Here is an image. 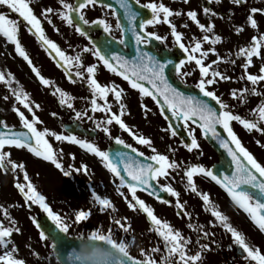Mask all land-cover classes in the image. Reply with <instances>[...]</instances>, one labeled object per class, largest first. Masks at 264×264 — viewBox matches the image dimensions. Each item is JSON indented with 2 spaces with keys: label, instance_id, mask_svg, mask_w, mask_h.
Listing matches in <instances>:
<instances>
[{
  "label": "snow or ice",
  "instance_id": "obj_1",
  "mask_svg": "<svg viewBox=\"0 0 264 264\" xmlns=\"http://www.w3.org/2000/svg\"><path fill=\"white\" fill-rule=\"evenodd\" d=\"M187 2V0H185ZM218 3L219 0H216ZM233 3L239 5L242 0H232ZM61 10L58 11V16L63 20L69 27L75 24V31L82 36L86 35L84 29L80 27L79 24L75 22L79 20L84 25H89V21L85 19L82 9L87 5H95L97 0H76L75 3H68L67 0H59ZM119 11L123 15V20L127 22L126 28L122 26L120 20H117L116 27L121 30V40L123 43L124 32L130 31L137 44V51L135 57L131 60L125 58L121 55L113 54L111 59L106 55L102 54L101 49L93 44L92 49L84 48L83 52L92 51L94 57H96L100 62L103 63L104 67L120 76L123 80L127 81L128 85L139 92L141 99L145 96H150L160 109V114L165 117V119L177 120L183 124L184 130L187 132L188 137L191 142L189 144H183L187 151L192 152L194 149L199 147L197 140L194 135V129H190L189 125L193 124L200 129V132L205 137H210L215 140L219 146L227 152V155L231 159L232 173L231 175L214 174L212 169H207L200 165L188 166L184 171V177L187 181V188L192 192L200 195L206 210L211 212V215L219 221L224 229L231 233L233 241L247 254V258L255 261V264H264V255H261L258 249H253L250 247L245 238L233 229L227 223V217L223 216L219 211H216L213 206H211L208 194H200L197 192V188L194 184L193 177L196 174H202L209 177L212 181L218 184L227 195L230 197L232 202L242 209L245 213L249 215L252 222L259 228L261 232H264V166L257 162L254 156L242 146L237 135L234 133L230 122H238L247 131H257L264 133V127H260L264 124V102H262L257 108L252 110L255 119L242 118L238 114L232 113L228 110V105L224 103L213 91L207 90V86L219 80L230 79L226 75L222 74L218 70H211L212 64H219L220 62L234 63L233 60L225 61L223 57H220L216 53L215 47H210L207 51L202 49V43H208L210 45H215L222 42V37L220 35H209L213 33L214 24L209 22L207 25L202 24L197 19V13L195 11H188L186 13L187 17L196 24V26L201 30L204 35L200 39L192 38L190 45L186 46L182 43V34L176 30L174 24L171 23L169 17L176 15L179 16L181 13H173L168 7L160 3H148L145 5H140V7L149 9L151 12L150 19H143L139 21L137 30V19L140 12L136 5H139V0H115ZM0 5L7 6L11 12H15L23 19V21L28 25V31L33 34L37 42L40 43L41 47L44 48L49 55L55 53L54 59L58 67L63 68L65 75L69 78L71 82L72 77L75 76L76 79H81L84 73H87V85L91 92V111L92 112H104L107 113V119L103 121H96V127L100 128L106 135L109 133L108 125L115 122L116 125L120 127L123 131L127 132L132 138L141 145L151 146V140L147 139L141 135L135 134L121 119L124 114L125 105L121 102L123 89L119 85L112 84L111 86L101 85L95 78L96 65L92 64L83 68V72L80 70L82 65V58L79 53L75 56H68L63 52L58 45L50 40L44 33L41 27V21L33 13L27 0H0ZM104 7L110 8L111 5H103ZM55 10L52 8H44L41 15L46 19L50 13ZM206 15H216L211 9L205 7L203 9ZM261 13L264 15V9L251 8L250 14L247 16L246 21L248 26L253 29L258 27L257 21L254 18L255 13ZM114 16L117 15V11L113 10ZM163 15V23L167 24L171 29V35L174 38V44L182 50L185 54V59L179 60V62L174 63L164 57H158L149 51H143L140 45H147L150 41L156 40L163 42L164 38L157 35L154 32H146V25H152L154 23H160V15ZM48 22L51 24L52 21L49 19ZM94 25L101 26L104 32L110 31V25H108L105 20L99 19L91 22ZM236 33L239 34L243 31V28L237 27L235 29ZM18 24L17 21L9 19L5 14L0 13V35L4 36L6 40L13 45H15V51L17 55L22 57L31 68L32 72L36 75L39 82L44 86H49L51 81L43 77L38 69L32 64L26 51L22 48L19 40L17 38ZM261 48H264V34L259 36H253L251 38V43L247 47H240L235 53L237 57H242L244 63L242 67L244 68V76L241 79L246 78L253 86L257 85L260 81H264V64L259 68V75H253L248 73L247 69L252 65V58L255 56L259 58L261 56ZM199 54L198 56L196 54ZM209 53L216 55V60L212 61V64L205 65L204 59ZM194 62L196 68L199 70L200 80L197 82L195 87L199 90L202 97L209 98L215 101L216 105L219 106L217 109L213 107L204 99H200L193 95H185L174 87L165 75L166 70L169 65H173V70L175 71L178 78L183 81V77L191 75V72L182 71V66L186 63ZM75 67L76 71L71 72V67ZM14 81V77L11 73L5 76L4 73H0V83H4L9 87V91L14 96L15 100L22 105L29 112H32V106L28 102L27 93L23 92L18 86L12 88L11 85ZM147 85V86H146ZM112 94L114 100L119 105L121 111L120 114L112 112V107L108 103L107 98L109 94ZM54 95H59V104L61 106L66 105L68 108H72L73 105L70 102L72 97H70L66 92L62 91L60 88H56ZM259 95L256 88L252 89L244 88L240 90H232L231 96L233 99H239L241 103H245V96ZM8 99L7 96L4 97ZM103 101V104L97 101ZM38 108L39 105H36ZM141 107L148 111L146 105L141 104ZM165 110L171 113V117L165 115ZM12 111L16 113L19 117L21 125L26 132H19L9 128L4 121L0 120V150L4 149L5 146H12L15 148H26L29 152L35 156L42 157L45 160H50L57 168H61V165L57 162L54 157L51 146L45 139L46 135H53L58 141H68L70 143L78 144L81 148L86 149L88 152L95 154L99 157L104 167L117 179H119V184L117 185V191L120 188L127 187L128 192L132 196V200L135 204L129 202V209H134L136 206L147 215V218L152 225L155 226V231L164 241V255L161 256L159 264H173L172 258L174 256L179 257L178 264H197L200 260L201 252H197L194 255H186L185 246L188 241L185 240L179 231L172 229V227L158 219L153 210L148 207L145 202L138 199L136 196L137 190L148 191L149 194H153L155 191L153 187V182H158L159 178H167L169 176V170H176L180 168V164L175 160H169V157L156 152L155 148H152V152L155 153L149 157H145L148 162H142L136 157H143L144 153L137 151L135 147L130 144H126L119 137L115 138V143L121 145L125 149H129L130 155L126 151H117L114 156L108 152L99 150L93 143L87 142L84 139H79L77 136L69 133L67 135H57L54 132H49L47 129L44 131H39L35 127L39 123L37 117L33 115L32 120L26 119L23 112H21L17 107L13 106ZM55 115V113H53ZM81 113L76 112L75 116L77 119L81 118ZM91 119V117H89ZM219 128L223 129V133L226 136H222L217 130ZM171 136H176V131L173 130L172 125H169L167 129ZM234 146V147H233ZM169 151H174L169 148ZM8 152L0 151V170L8 171V165L11 166L13 172L17 168L21 172L24 171L23 164H16L15 162L8 159ZM85 167V166H82ZM66 176L70 173L65 172ZM24 181L26 183H16L14 186L20 191L24 196L26 202H31L32 204H38L39 207L47 214L48 218L54 223L55 229L59 233L67 234L68 226L62 221V218L54 214L45 202V197L40 194L33 184L29 181L27 174H24ZM156 187L159 191L168 193L172 197H179V193L176 192L170 185H159L157 183ZM25 189H27L25 191ZM123 195V193H120ZM94 201L100 206L103 211L106 208H111L112 205L107 198H101L95 192H93ZM167 203V201H163ZM176 207L178 209H183V205L180 204L177 199ZM185 215H188L186 212ZM7 216V214L5 213ZM89 213L83 210L77 211L75 213V221L80 222L88 217ZM11 220L10 217H7ZM14 225V221H11ZM35 222V221H34ZM115 223L121 226L124 231L128 229L121 224L120 220H116ZM37 227H40L37 225ZM189 227H193L189 224ZM13 231L19 232L18 228L14 227H3L0 225V249H6L10 237ZM207 236V233H204ZM41 240L50 239L51 247L54 249L56 247L66 248V245L62 242H58L55 235H50L46 231L41 230L40 232ZM89 239H95L98 241H103L112 245H116L112 237L111 231L109 234L105 235L97 230L91 231L88 235ZM126 243L124 240L119 241V247L123 252L126 248ZM202 250L207 248V245L201 246ZM17 249L15 246L10 251H4L0 254V264H24L21 259L13 258V253ZM152 252L158 251L157 249H152ZM143 254V253H142ZM123 264H156V261L150 257H146L143 261L135 260L133 257L124 254Z\"/></svg>",
  "mask_w": 264,
  "mask_h": 264
},
{
  "label": "rangeland",
  "instance_id": "obj_2",
  "mask_svg": "<svg viewBox=\"0 0 264 264\" xmlns=\"http://www.w3.org/2000/svg\"><path fill=\"white\" fill-rule=\"evenodd\" d=\"M139 2L143 5L148 3H162L173 13H181L179 16L173 15L169 17V20L175 25L176 30L182 34V43H184L186 46L190 45L193 37L200 39L204 35V33L201 32L196 24L187 17L186 13L188 11H195L197 13V19L200 23L207 25L209 22H211L214 24L213 33H209V35H220L223 38L222 42L215 45L202 43V49L207 51L210 47H215L217 55L223 57L225 61L233 60L235 62H220L219 64H212V61L216 60L217 56L209 53L204 59L205 65L212 64L210 71L218 70L230 79H217V82L207 86V90L213 91L224 103L228 105V110H230L232 113L238 114L242 118L255 119V116L252 114V110L264 102V81H260L257 85L253 86L247 81L246 78L241 79L245 72L244 68L242 67L244 59L235 55L240 47H247L251 43V38L253 36L264 34V15L261 13L257 12L254 14V18L256 19L258 25L256 29L251 28L247 24L246 18L250 14L252 0H242L239 5L233 3L232 0H219L218 3L216 0H187V2H185V0H139ZM68 3L73 2L72 0H69ZM49 7L55 11L50 13L46 19L40 14V10L42 12L44 8ZM205 7L211 9L212 12L216 13V15H206L203 11ZM6 9L10 13V17H6L14 20L13 12H11L7 6L0 5V12H5ZM60 10L61 6L59 0H50L45 5L43 2L36 4L37 16L39 19L44 17L45 21H41H43V23L46 25L47 33L50 37L49 39L54 41L58 47L68 56H75L77 53H79L82 58L83 67L80 69L82 72L83 68L95 64V78L101 85L111 86L112 84H115L119 85V87L123 89L121 102L125 105V108L121 119L135 134L150 139L152 143L151 146L138 144L132 138V136L120 129V127L116 125L115 122H113L111 125H108L111 138L114 139L119 137L126 144H130L139 148L147 157L155 154L151 150L152 148H155L157 153L168 156L169 160L177 161V163L180 164V168L176 169L174 173H170L169 170L170 174L168 177H173L172 179L175 181L177 180L176 182L178 184L184 186L187 185L186 178L184 177V171L188 166L200 165L208 169L209 166L215 162L216 157L211 149L207 146L198 130L192 125H189L190 129H194V135L197 143L199 144L197 149L189 152L176 137L171 136L170 132L167 130L168 126L161 117L157 106L148 96H145L143 99H141L138 91L132 89L126 81L121 79V77L117 76L113 72L108 71L104 67L103 63L93 56L92 51H82L84 48L92 49V47L83 38L77 36L72 27H69L63 20L59 18L57 13ZM49 19L52 21L51 24L48 22ZM96 19L105 20V22L110 25V31L107 33L111 36H114L116 39L120 38L119 30L116 27L115 20L110 13L101 10L99 15H87V20L90 23ZM160 19V23L146 25L145 31L154 32L157 35L163 37V42H159L164 47L171 50L174 47H177L174 44V38L171 35V29L167 24L163 23L162 14L160 15ZM62 27L65 29H62ZM237 27L243 28V31H241L239 34H237L235 31ZM57 31L62 32L63 35H57ZM17 38L22 48L26 51L27 55L32 61V64L38 69L43 77L51 81L49 86L42 85L37 79L36 75L32 72L28 63L22 57L17 55L15 51V45L8 42L4 36L0 35V65L4 68L6 76L8 73L12 74L14 77V86H18L23 92L27 93L28 102L32 106L33 110L32 112H29L18 103L19 110L23 112L24 115H30L29 117L31 119L33 115L37 117L39 121V123L35 125L37 130L44 131L47 129L50 133L54 132L57 135H61L57 124L53 121V113H55L57 116L66 115L65 119H68V121L76 119L78 123L87 129L101 130L100 128L96 127L95 122L107 119V113L91 111L90 102L92 96L87 85V73H84V76L81 79H76V77L73 76L72 81L75 82H71L65 75L63 68L60 69L56 67L54 63L56 61V59H54L55 53L49 55V52H46L45 50L42 51L39 48V45L34 43V41H32V39L28 35L24 34V32L21 30L17 32ZM8 55L15 56V67H11L9 65ZM196 55L198 56L199 54L197 53ZM262 64H264V48H261V56L259 58L255 56L252 58V65L247 69L248 73L259 75V68ZM75 71L76 68L74 66L71 67V72L74 73ZM182 71L191 72V75L183 77V81H181L180 78L178 79L184 84L195 87L197 82L200 80L199 70L196 68L195 63H186L182 66ZM57 87L72 97L70 101L73 105L72 108H68L66 105L61 106L59 104V95L53 94ZM253 87H255L256 91L260 94L246 95L245 103H241L239 99H233L231 96V92L234 89H252ZM107 101L112 107V112L120 114L121 109L114 100L111 93L109 94ZM97 102L100 104L104 103L100 100ZM141 104L146 105L148 109L147 112H145V110L141 107ZM36 105H39V107L37 108ZM5 106L8 107L7 104ZM76 112H80L82 114L81 118H76ZM89 117H91V119H89ZM31 119L29 120L31 121ZM230 126L237 135L242 146L254 156L258 163L264 166V133L257 132L255 130L247 131L236 121L230 122ZM260 127H264V124H261ZM45 139L51 146L52 151L56 152L55 154H58L61 157L64 156L65 159L70 160L69 164L71 166L72 162L76 164L83 163L80 159L84 158V153L86 151L85 149L81 148L80 146L72 147L71 145H74V143H70L68 141H58L53 135H46ZM169 148L173 149L174 151H169ZM10 160L13 161L12 158ZM57 160L60 161L59 158ZM28 161L30 165L34 163L38 165V162L34 161L33 159H28ZM41 168L43 169V174H45V168ZM57 175L60 176L61 173L57 172ZM175 176L180 177L177 178ZM0 180V187H2L0 190V225L3 227H14L19 229V232L13 231L10 237L6 238L10 241V243H8L6 249H0V254H3L4 251H10L13 246H15L17 251L13 253V258L23 260L24 264H46L43 261L47 254H41L40 245L43 243L41 242L39 234L34 230L25 229V224L28 223V221L30 222L32 215H27V209L24 206H18L14 201L13 193L15 190V174L10 165H8V171L0 172ZM163 180V178H159V181ZM71 181L73 180L71 179ZM87 181L88 178L86 177L85 181H80V183L84 187ZM92 184L96 185L95 187H97L99 186V181L94 180ZM118 184L119 182L117 181L116 185ZM99 189L104 191L102 188ZM37 191L39 192V190ZM121 192L123 195L120 194ZM103 193L106 196H109L107 192ZM188 194H190L188 191L183 193L179 200L183 203L188 201ZM42 195L45 197L44 194ZM136 196L138 199L143 200L145 204L152 210L154 205L157 207L156 203L151 200L148 201L145 196L143 197L141 194H136ZM111 198V210L116 213V220H120L121 224L128 229L127 231H124L121 226L116 224V229L118 232L117 234L122 239L134 241V243L138 246L141 245V241L143 240L149 241L150 239H156V237H154L151 232V226L153 225L147 223L146 221L147 215L144 213L143 219L142 211L138 206H136L134 209H129L128 203L131 202L135 204V201L132 200V196L126 195L124 187L120 188V191H117V195H112ZM189 201L191 202L190 199ZM76 204H78V199L73 198L71 202L68 203V206L72 207ZM193 206L194 204L189 205L190 208ZM196 209L199 211V207ZM38 211L39 210L37 207L35 213ZM7 217H10L11 220H9ZM11 221L15 222L14 225ZM162 221L168 223L171 227L177 223L181 226V222L178 221L173 214H169L167 211H165V213L162 215ZM69 233L78 234V231H74L72 229V231H69ZM146 245L144 244V246ZM147 248L148 247H144V251H147ZM49 260L50 259L48 258V261ZM49 263L57 264L53 258H51Z\"/></svg>",
  "mask_w": 264,
  "mask_h": 264
},
{
  "label": "flooded vegetation",
  "instance_id": "obj_3",
  "mask_svg": "<svg viewBox=\"0 0 264 264\" xmlns=\"http://www.w3.org/2000/svg\"><path fill=\"white\" fill-rule=\"evenodd\" d=\"M49 1L50 0H27L33 10V13L36 16V4L43 2V4L45 5ZM68 1L69 0H67V2ZM72 2L75 3L76 0H72ZM101 10L110 13L115 20V24H117L115 16L112 14L113 12L108 11V9H106L105 7L99 6L97 4L87 5L84 9H82V12L85 19H87L88 14L99 15ZM0 13H3L10 17V13L7 9L5 12L3 11ZM41 13L42 12L40 10V14ZM13 16L14 20L17 21L18 31L21 30L22 32H24V34L28 35L32 39V41L39 45V48L44 51V48H42L40 43L37 42L36 37L28 31L29 26L26 25L23 19L19 17V15L15 12H13ZM37 18L39 19L38 16ZM41 20L45 21L44 17H42L40 21ZM43 21H41V27L43 28L45 35L50 38L48 36L49 34L47 33L46 25L43 23ZM62 29L65 28L62 27ZM57 35L61 36L63 34L62 32L57 31ZM15 64V56L10 55L9 65L11 67H15ZM0 73H4L6 76L4 68L1 65ZM11 87L16 88L13 83ZM5 96H7L8 99H5ZM6 104L8 105V107L5 106ZM18 105V102L9 91V87L4 83H0V120L4 121L5 124L13 130L23 129L19 117L14 111H12L13 106L19 109ZM29 116L30 115H25L26 119H31ZM52 118L54 123L57 124L61 135H67V133L62 130L64 124L76 121V119L68 121V119H65L66 115H52ZM81 126L84 129H87L83 125ZM95 131L96 134L93 138L84 137L81 135L75 136H77V138L79 139H84L87 142L93 143L99 150L106 152L107 149L111 146L112 142L115 141V138L112 139L110 133L106 135L102 130L96 129ZM71 146L78 147L79 145L74 144ZM135 148L137 149V151L142 152L139 148ZM0 151L8 152L10 154L8 157L9 160L12 158L13 162H15L16 164H23L24 166L23 172H21L19 168L15 170L14 185L16 183H26L24 181V174L26 173L29 181L31 183L33 182V186L35 187V189L39 190L40 194L45 195V198H47L45 199V201L49 208L53 211V213L59 215L62 218V221L67 224L68 236L88 238V235L93 230H97L105 235L109 234V231H111L113 239L117 241L115 247L120 249V240H124L126 245H129V247L124 249L123 253H126L127 255L133 257V259L139 261H143L146 257H150L151 259L156 261V264H159L161 256L165 254L164 241L154 230V225L151 226V232L152 235L156 237V239H150L149 241L145 240L146 242L143 240L141 241V245L138 246L134 243V241L122 239L117 234L118 232L115 223L116 213H114L111 208H106L102 211L100 206L94 201L93 192H95L101 198H108L110 203L112 204L111 197L112 195H117L116 183L117 181L119 182V180L104 167L102 160L95 154L90 153L86 150L84 153V158L80 159L83 163L76 164L72 162L71 166L69 164V159H65L64 156L61 157L58 154H55L56 152L53 151L55 159H60V161L57 160V162L61 165V168H57L56 165L53 164L50 160H45L42 157L35 156L26 148L5 146V148ZM28 159L37 161L38 165H36L35 163L30 165ZM41 167L45 168V174H43V169ZM3 171L4 170H0V172ZM174 171L175 170H170V173H174ZM57 172L61 173L62 176H58ZM65 172H68L70 174L66 176L64 174ZM45 176L47 177V180H45ZM86 177L88 178V181L83 187L80 181H85ZM175 177L179 178L180 176ZM172 178L167 177L163 178V181L158 180V182H156L159 185H170L176 192L179 193L178 198L172 197L168 193H166L170 200L168 205L158 202L142 192L137 191L136 194H141L143 197L145 196L148 201L151 200L156 203L157 207H155L154 205L153 213L161 221L162 215L165 213V211H167L169 214H173L175 218L181 222V226L177 223L173 225L172 229L179 231L182 237L188 241L187 245L185 246L186 255L190 256L196 254L197 252H201V257L197 264H255V261L247 258V254L244 253L243 250L233 241L231 233L224 229L222 224L211 215L210 211L206 210V207L200 195L192 192L186 186L178 184L176 182L177 180L175 181ZM71 179L73 181H71ZM94 180L99 181V186L95 187L96 185L92 184ZM193 181L197 188V192L200 194H208L211 206H213L214 209L216 211H219L223 216H226L228 218L227 223L245 238L246 243L250 247H252L254 250L258 249L261 255H264V232H261L259 230V228L252 222L249 215L242 209H240L237 205H235L227 195V193L224 191V189L214 181H212L209 177H206L202 174H197L196 176L194 175ZM1 188L2 187H0V190ZM99 188H102L104 191H101ZM124 189L126 191V195L131 196L127 188L124 187ZM26 190L27 189H25V191ZM187 191L190 193L188 194V198L191 200V202L187 198L188 201H185L183 203L179 200V198L183 193ZM103 192H107L109 196H106ZM13 194L15 203H17V205L20 207L24 206L28 211L27 215H32L30 222L28 221V223L25 224V229L34 230L36 232V228L33 224L34 218L40 214L46 213L39 207L38 204H32L30 201L28 202V204H32L34 205V207L31 211H29L24 196L16 187ZM73 198L78 199V204L73 205L72 207L68 206V203L71 202ZM177 199L179 200L180 204L183 205L182 210L176 207ZM190 204H194V206L192 207L193 209L189 207ZM37 207L39 211L35 213ZM197 207H199V211H197ZM80 210L88 212L89 215L86 219L80 222H76L75 213ZM185 212L188 215H185ZM142 216L144 219V212H142ZM146 221L147 223L151 224L147 216ZM189 224H191L193 227L190 228ZM72 229L74 231H78V234L69 233V231H72ZM204 233H207V236H205ZM41 242L43 243L40 245L41 254H47L43 262L46 264H50L49 262L51 258H53L51 243L45 239L41 240ZM144 244L146 246H144ZM202 245H207V248L202 250ZM144 247H148L147 251H144ZM152 249H157L158 251L152 252ZM48 258L50 259L49 261ZM172 261L173 264H178L179 257L174 256L172 258Z\"/></svg>",
  "mask_w": 264,
  "mask_h": 264
},
{
  "label": "water",
  "instance_id": "obj_4",
  "mask_svg": "<svg viewBox=\"0 0 264 264\" xmlns=\"http://www.w3.org/2000/svg\"><path fill=\"white\" fill-rule=\"evenodd\" d=\"M97 3L100 5H111L110 9L117 11V15H116L117 19L120 20L122 23V26L126 28L127 22L123 20V15L119 11L118 6L115 3V0H97ZM136 7L138 8V10L140 12V15H139L137 22H136L137 23V30H138L139 21L143 20V19H150L151 18V12L149 9H145V8L140 7V5H136ZM75 23L79 24L80 27L85 30L86 36H87L88 30L84 27V24L81 23L79 20H77ZM90 29L97 31L99 29V27L97 25V27H92ZM88 39H89L92 46H93V44L97 45L101 49L102 54L106 55L109 59H111L113 54L124 56L125 58H127L129 60H131L136 55L137 44H136L135 39L133 38V35L130 31L126 30L123 34V41H124L123 46L127 48V51H124L118 42L112 40L111 38H109L105 34H102L98 39H91V38H88ZM148 44H149V46L144 45V48H143V46L140 45V48L143 51H149L158 57H164L166 59H169L173 62V64L179 62V60H181V59H185V55L177 48H175L174 53H172V52H169L165 49H162L160 44L156 40H152ZM157 48L160 49V53L154 52V49H157ZM56 65H57V63H56ZM165 75L168 78L169 82L174 87H176L179 91L184 93L185 95H193V96H196L200 99H204L208 103H210L213 107H216L217 109L219 108V106L216 105L215 101H212L206 97H202L200 95L198 89L193 88L191 86L183 85L176 78V73L173 70V65H169L168 69L165 72ZM156 105H157V103H156ZM165 115L168 117H171V113H168L167 110H165ZM163 118L165 119L164 116H163ZM166 122H167L168 126L172 125L173 130L176 131V137L179 138L181 142H183L184 144L190 143V138L188 137L187 132L184 130L183 124L181 122H179L177 120H172V119H167ZM64 129H65V131H67L68 133H71V134H74V133L84 134L80 130V128L78 126H76V124L66 125V126H64ZM217 130L221 133L222 136H226V134L223 133L222 128L218 127ZM203 138L205 139L206 143L212 148V150L215 152V154L218 157V162L211 168L213 170L214 174L223 173L225 175H231L232 164H231L230 157L227 155V152L224 149H222L219 146V144L215 140L211 139L210 137L203 136ZM117 151H126V152H129L130 155H133V156L135 155V154L131 153L129 149H125L121 145H117L116 143L108 151V153H110L111 155L114 156V154ZM136 159H139L142 162H148L145 160L144 156L143 157H136ZM153 187H154L155 191H153V194H151V196H154L155 198H157L160 201H166V198L163 194V191H159V189L156 187L154 182H153ZM144 192L149 194L148 191H144ZM35 225H36V227H37V225L40 226V227H37L39 233L41 232V230H44V231H46V233H48L50 235H55L57 237L58 242H62L66 245H69L66 248H62V247H56L54 249L52 248L54 257L59 264H83V263L85 264L84 259H83L85 253L93 252V251L100 253V250L104 247L103 244H101L100 242L98 243L97 240H94V239H89V240L83 241L81 239H72V238L70 239V238H68L65 234L59 233L55 229V225L52 223V221L46 216H40L38 219H36ZM108 262H110V261L108 260Z\"/></svg>",
  "mask_w": 264,
  "mask_h": 264
},
{
  "label": "clouds",
  "instance_id": "obj_5",
  "mask_svg": "<svg viewBox=\"0 0 264 264\" xmlns=\"http://www.w3.org/2000/svg\"><path fill=\"white\" fill-rule=\"evenodd\" d=\"M127 247H129V245H127L126 248ZM110 255L114 258L112 264H123V252L114 249ZM83 259L85 264H105V257L96 251L85 253Z\"/></svg>",
  "mask_w": 264,
  "mask_h": 264
},
{
  "label": "bare ground",
  "instance_id": "obj_6",
  "mask_svg": "<svg viewBox=\"0 0 264 264\" xmlns=\"http://www.w3.org/2000/svg\"><path fill=\"white\" fill-rule=\"evenodd\" d=\"M252 8L264 9V0H252ZM44 178L47 180L46 176Z\"/></svg>",
  "mask_w": 264,
  "mask_h": 264
}]
</instances>
